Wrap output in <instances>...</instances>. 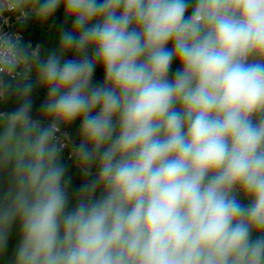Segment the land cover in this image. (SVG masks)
Returning a JSON list of instances; mask_svg holds the SVG:
<instances>
[{
	"label": "clouds",
	"instance_id": "clouds-1",
	"mask_svg": "<svg viewBox=\"0 0 264 264\" xmlns=\"http://www.w3.org/2000/svg\"><path fill=\"white\" fill-rule=\"evenodd\" d=\"M60 9L46 58L0 28V253L18 226L14 264H264V0H0V20ZM66 149L90 178L71 208Z\"/></svg>",
	"mask_w": 264,
	"mask_h": 264
},
{
	"label": "rangeland",
	"instance_id": "rangeland-1",
	"mask_svg": "<svg viewBox=\"0 0 264 264\" xmlns=\"http://www.w3.org/2000/svg\"><path fill=\"white\" fill-rule=\"evenodd\" d=\"M59 14H60V12H56L55 15L49 21L44 22V23L36 21L34 17L32 20H29L24 25L17 24L14 20H11L12 26L10 29V33H15L17 31H21L23 33L24 43L25 44L31 43L33 45V47H35V45L39 44L41 47V57L46 58L47 55L51 51H53L57 48L59 33L63 29H65V26L62 25L59 21V18H58ZM35 95H38L39 97H44V96H46V92L44 89H42L40 87H34L32 96H35ZM0 110L10 112V111H13L14 109H11L9 106L5 105L2 108H0ZM62 130L67 131L69 134L70 147L72 144H76V145L79 144V142H80L79 121H76L70 127L66 128V129H62ZM61 162L65 165V167L67 169L66 177H68L70 165H72L75 169L78 170V168L75 165L74 160L70 157L69 151L67 149L62 153ZM8 179L9 178H8L7 174H0V193H2L4 191V189L6 188V186L8 185ZM238 199H241L242 203L247 204V201L243 200L242 197L238 196ZM69 200H70L69 208H71L74 205V196L73 195L69 196ZM15 227L16 226H13V228L9 234L10 236L13 237L12 240H14V243H13L14 251H16L17 246L19 244V235L15 231V229H16ZM10 238H9V240H10ZM3 260H4L3 254H0V261H3Z\"/></svg>",
	"mask_w": 264,
	"mask_h": 264
},
{
	"label": "trees",
	"instance_id": "trees-1",
	"mask_svg": "<svg viewBox=\"0 0 264 264\" xmlns=\"http://www.w3.org/2000/svg\"><path fill=\"white\" fill-rule=\"evenodd\" d=\"M190 2L194 3V0H190ZM57 12H60L59 17H58L60 23L65 26V29L63 30H71V26H72L71 19L67 20V22L65 23V17L63 15L62 9L58 10ZM178 67H179L178 64L174 62L171 67L170 78L174 76V73L177 71ZM102 79H103L102 70L98 68L94 76V83H101ZM45 99H46V96L44 97H39L38 95L32 96V100H33V109L31 113L32 118L37 119L40 117V105L44 102ZM6 105L9 106L11 109L15 110V108L18 106V102L15 100V98L10 97ZM68 177L71 178L69 196L71 195L75 196L76 190L86 181V179H90V178L83 177L82 174L77 169H75L72 165H70ZM15 228H16L15 231L19 235L18 226H16ZM9 238H8L9 241L7 242L6 248L4 249L2 253H0V254H3L4 256V260L0 261V264H14V258H15V252H16L13 249L14 240H12L13 237L10 235H9Z\"/></svg>",
	"mask_w": 264,
	"mask_h": 264
},
{
	"label": "built area",
	"instance_id": "built-area-1",
	"mask_svg": "<svg viewBox=\"0 0 264 264\" xmlns=\"http://www.w3.org/2000/svg\"><path fill=\"white\" fill-rule=\"evenodd\" d=\"M11 26H12L11 25V20L9 21V24L8 25H4L3 24V21L0 20V28H2L4 32L10 33Z\"/></svg>",
	"mask_w": 264,
	"mask_h": 264
}]
</instances>
